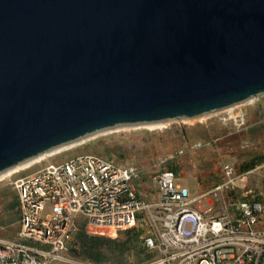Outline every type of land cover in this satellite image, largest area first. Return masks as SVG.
I'll return each mask as SVG.
<instances>
[{"label":"water","instance_id":"95a60500","mask_svg":"<svg viewBox=\"0 0 264 264\" xmlns=\"http://www.w3.org/2000/svg\"><path fill=\"white\" fill-rule=\"evenodd\" d=\"M260 92L264 0H0V172Z\"/></svg>","mask_w":264,"mask_h":264},{"label":"built area","instance_id":"2783aa9c","mask_svg":"<svg viewBox=\"0 0 264 264\" xmlns=\"http://www.w3.org/2000/svg\"><path fill=\"white\" fill-rule=\"evenodd\" d=\"M222 168L220 182L198 196H211V205L201 209L172 170L151 175L144 190L139 167L107 156L82 153L47 163L11 180L17 234L25 241L0 239V264H96L69 256L80 223L87 232L91 224L108 226L111 238L139 230L151 256L137 264H264V192L258 199L250 192L234 198L230 192L242 174L229 163Z\"/></svg>","mask_w":264,"mask_h":264},{"label":"rangeland","instance_id":"374dc122","mask_svg":"<svg viewBox=\"0 0 264 264\" xmlns=\"http://www.w3.org/2000/svg\"><path fill=\"white\" fill-rule=\"evenodd\" d=\"M263 109L264 92H260L192 117L119 123L21 160L0 172V239H15L19 228L17 220L11 218V201L15 193L11 180L47 163L82 153L109 156L116 162L136 165L142 171L144 190L147 179L159 170L167 169V163L171 162L178 170L176 182L188 188L190 197H198L211 185L219 183L223 176L222 165L229 163L237 175L242 174L235 180L233 190L240 194L239 198L246 192L258 196L264 192V162L244 173L239 172V166L255 156H264ZM39 157L46 158L21 170ZM18 168V172L12 174ZM210 197H198L193 206L209 207ZM148 198L154 201L157 195L151 192ZM69 256L80 257L71 252Z\"/></svg>","mask_w":264,"mask_h":264},{"label":"trees","instance_id":"16d2710c","mask_svg":"<svg viewBox=\"0 0 264 264\" xmlns=\"http://www.w3.org/2000/svg\"><path fill=\"white\" fill-rule=\"evenodd\" d=\"M107 157L110 158L109 156ZM260 162H264V156H255L252 160L241 163L239 166V172H247ZM167 166L168 170L174 171L178 176V170L173 163L168 162ZM230 194H232L234 198H239L240 196L237 191H232ZM256 198L258 199L259 195L256 196ZM11 209V218L18 222L20 215L18 211V196L16 190L14 196H12ZM89 232L86 231L84 223L79 224V230L75 235L74 243L70 249L71 253L88 259L96 264H127L130 259L137 264L149 259L151 256L143 249L142 244L140 243L139 230H128L113 238L105 236L98 230L89 229ZM11 240L25 241L21 239L18 234L15 239Z\"/></svg>","mask_w":264,"mask_h":264},{"label":"bare ground","instance_id":"6f19581e","mask_svg":"<svg viewBox=\"0 0 264 264\" xmlns=\"http://www.w3.org/2000/svg\"><path fill=\"white\" fill-rule=\"evenodd\" d=\"M8 168V167H7ZM7 168H5V169H7ZM9 168H10V166H9ZM4 169V170H5ZM18 170V169H17ZM17 170H14L13 172H15V171H17ZM3 171V170H2ZM89 229H93V230H98L100 233H102V234H104V235H111V229H110V227H108V226H98V225H93V224H91L90 226H89Z\"/></svg>","mask_w":264,"mask_h":264}]
</instances>
